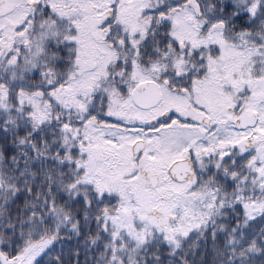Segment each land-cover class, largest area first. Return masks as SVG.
I'll return each mask as SVG.
<instances>
[{"label":"snow or ice","instance_id":"1","mask_svg":"<svg viewBox=\"0 0 264 264\" xmlns=\"http://www.w3.org/2000/svg\"><path fill=\"white\" fill-rule=\"evenodd\" d=\"M0 264H264V0H0Z\"/></svg>","mask_w":264,"mask_h":264}]
</instances>
